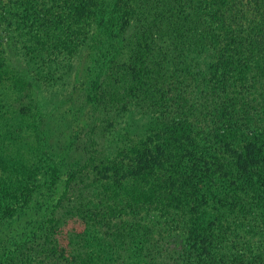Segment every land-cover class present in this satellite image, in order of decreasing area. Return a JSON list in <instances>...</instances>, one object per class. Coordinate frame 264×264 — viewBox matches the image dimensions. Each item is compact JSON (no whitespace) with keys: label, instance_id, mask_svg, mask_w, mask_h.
<instances>
[{"label":"trees","instance_id":"16d2710c","mask_svg":"<svg viewBox=\"0 0 264 264\" xmlns=\"http://www.w3.org/2000/svg\"><path fill=\"white\" fill-rule=\"evenodd\" d=\"M85 47L87 146L46 205L37 93ZM24 215L0 264H264V0H0V227Z\"/></svg>","mask_w":264,"mask_h":264},{"label":"rangeland","instance_id":"374dc122","mask_svg":"<svg viewBox=\"0 0 264 264\" xmlns=\"http://www.w3.org/2000/svg\"><path fill=\"white\" fill-rule=\"evenodd\" d=\"M1 36V41L5 50L4 56L6 63L11 68H16L18 66V62L14 55L12 44L9 43L8 37L5 33ZM88 54L89 49L87 47L83 48V50L78 53L74 73L70 83L66 88H64V90L57 93L55 90L49 91L44 88L39 89V92L37 93V98L41 107L40 109H43L45 113L44 120L50 134L49 139L46 141L48 152L53 153L55 156L60 155L66 158L65 166L61 168L58 174L60 181L54 194L47 200L42 199L46 205L56 201L60 194V190L63 187L64 179L67 177L66 174L70 173L74 163L80 162L78 160V155L84 151L82 148L87 146V135H89L88 131L90 128V107H87V109L80 114H76L74 116L75 119H73L71 115L66 116V113L68 112V108H75L73 102L76 97L77 90L87 80L88 75L86 65L88 62ZM96 140L99 142L98 139ZM34 198L40 199L38 195H35ZM20 219L23 220L14 222L10 224L11 226H1L0 232H4L5 235L7 233H11L14 235L15 241H24L25 239H19V237L21 236V233H25L24 236H26L27 225H25V222L29 221L31 218H28L27 216L25 217L24 215V217ZM28 229H32V226H28ZM3 247L9 248L6 244L2 245L0 247V252L3 251L1 249Z\"/></svg>","mask_w":264,"mask_h":264}]
</instances>
